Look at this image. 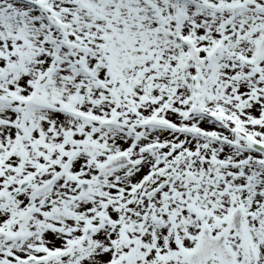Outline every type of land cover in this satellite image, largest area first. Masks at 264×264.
Here are the masks:
<instances>
[{
  "label": "snow or ice",
  "instance_id": "obj_1",
  "mask_svg": "<svg viewBox=\"0 0 264 264\" xmlns=\"http://www.w3.org/2000/svg\"><path fill=\"white\" fill-rule=\"evenodd\" d=\"M0 264H264V0H0Z\"/></svg>",
  "mask_w": 264,
  "mask_h": 264
}]
</instances>
